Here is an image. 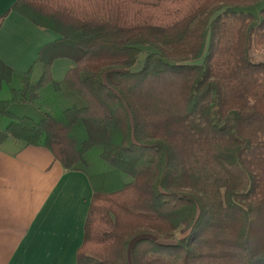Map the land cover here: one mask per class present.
Wrapping results in <instances>:
<instances>
[{
    "label": "trees",
    "instance_id": "1",
    "mask_svg": "<svg viewBox=\"0 0 264 264\" xmlns=\"http://www.w3.org/2000/svg\"><path fill=\"white\" fill-rule=\"evenodd\" d=\"M11 10L61 37L27 72L0 60V145L45 146L88 175L77 264H264V0ZM61 57L75 66L55 81Z\"/></svg>",
    "mask_w": 264,
    "mask_h": 264
},
{
    "label": "crops",
    "instance_id": "2",
    "mask_svg": "<svg viewBox=\"0 0 264 264\" xmlns=\"http://www.w3.org/2000/svg\"><path fill=\"white\" fill-rule=\"evenodd\" d=\"M17 0H0V60L27 72L46 45L60 39L23 14ZM75 64L53 61L52 80L60 81ZM88 175L66 169L42 145H0V264H77L93 196Z\"/></svg>",
    "mask_w": 264,
    "mask_h": 264
},
{
    "label": "rangeland",
    "instance_id": "3",
    "mask_svg": "<svg viewBox=\"0 0 264 264\" xmlns=\"http://www.w3.org/2000/svg\"><path fill=\"white\" fill-rule=\"evenodd\" d=\"M142 2H148V3H152V2H155L156 0H140ZM148 48H145L144 51L142 52V54L139 56V60H138V63L136 64V66L134 67L135 70L137 69H140L142 64H143V61L145 59V55H146V51H147ZM251 56H252V59L256 62H260V61H264V48H259V49H253L252 52H251ZM51 76V75H50ZM47 107H49V103L46 104ZM122 184L123 183H126L128 181H130L131 179L128 177V176H122ZM121 185V184H120ZM117 184V182L115 181L114 184L110 187V188H116L118 186H120ZM95 226H99V220L95 223ZM103 230V227L101 229V231ZM101 231H99L97 233V235H101ZM184 234L182 233V230L179 229L175 232V237L173 240H170V241H167V242H173L175 239H178L180 237H182Z\"/></svg>",
    "mask_w": 264,
    "mask_h": 264
}]
</instances>
